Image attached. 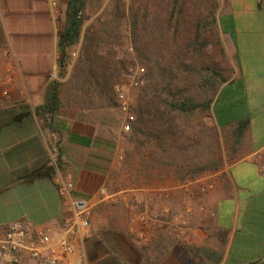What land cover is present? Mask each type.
<instances>
[{
	"label": "crops",
	"instance_id": "1",
	"mask_svg": "<svg viewBox=\"0 0 264 264\" xmlns=\"http://www.w3.org/2000/svg\"><path fill=\"white\" fill-rule=\"evenodd\" d=\"M215 3L232 70L210 120L223 140L230 132L235 141L224 140L228 151L208 158L219 162L217 170L145 186L128 158L116 168L122 156L112 152L102 122L61 111V90L60 110L36 113L48 84L61 82L58 37L67 0H58L56 14L48 0H0V234L15 221L62 223L56 182L70 179L72 195L94 205L81 246L85 264H264V0ZM101 186L124 192L125 202L100 203ZM134 197L148 204L147 225L130 219L126 205ZM108 205L115 208L102 212ZM70 264H80L78 252Z\"/></svg>",
	"mask_w": 264,
	"mask_h": 264
},
{
	"label": "rangeland",
	"instance_id": "2",
	"mask_svg": "<svg viewBox=\"0 0 264 264\" xmlns=\"http://www.w3.org/2000/svg\"><path fill=\"white\" fill-rule=\"evenodd\" d=\"M173 4L174 0H87L85 9L82 11V15L86 19L82 27V35L88 29L97 30L99 25L103 23L108 27H113L119 37L113 51H116L119 57L133 59L134 64L127 66L120 72L116 81V95L113 97V105L109 107L103 106L96 98H92V100L84 98L80 103H77L76 99L80 97V94L73 91L72 85L68 81L77 60L76 48L72 50L69 56L66 77L60 82L61 98L64 105L61 111L65 114H72V111L78 112L81 117H87L98 123L102 122L104 133L113 137L112 152L116 153L118 157L122 156V160H116V163L119 164L116 165V168L124 166L128 158V169L133 173L135 181L145 186L156 183H172L178 179L171 164L167 163L164 158L161 161H151L152 154L160 153L166 157L172 153L177 154L182 158L177 160V165H182L183 160L192 165L206 162L208 158H218L228 151L227 145L222 139L221 131L210 120V113L205 114L200 110L184 118L175 116V123L178 126L176 134L173 138L167 136L164 146H159L158 141L148 137L145 128L136 131L138 129L136 126L130 134L121 132L125 115L119 108L117 95L123 93L126 96L129 112L133 114L137 107V99L145 84L144 80L141 87L129 85V76L136 69L143 68L144 73L146 71V67L135 58L133 50L131 30L133 16L138 19L139 30L146 26V30L149 31L148 39L152 43L151 51L154 52V57L158 60L168 59L174 62L178 56V59L182 58L186 64H196L197 68L215 67L219 74L226 79L230 75L231 65L221 45L217 26L215 28L207 25L208 18L206 17H208L209 12H214V15L216 13L215 0H178L176 10H181V14L175 13L171 20L169 15ZM199 13L201 14L202 25H204L202 38L208 44L201 50V57L198 54L199 57L195 56L192 59V55L188 54V59H184L181 55L182 50L180 53L177 48L185 49L193 40L191 17H195ZM56 16L58 20V14ZM140 33L142 36L143 29ZM217 41L219 47L215 46ZM219 48L222 49L223 54ZM195 78L197 79V77L192 76L191 80L195 81ZM170 147L171 149L173 147L179 149L169 151L168 148ZM118 174L120 175V172ZM108 208L115 207L108 205L101 208V211H107Z\"/></svg>",
	"mask_w": 264,
	"mask_h": 264
},
{
	"label": "trees",
	"instance_id": "3",
	"mask_svg": "<svg viewBox=\"0 0 264 264\" xmlns=\"http://www.w3.org/2000/svg\"><path fill=\"white\" fill-rule=\"evenodd\" d=\"M86 2L87 0H67L64 22L59 29L57 76L59 79L65 77L69 56L72 50L79 46L77 60L68 80L73 91L80 94V97L76 99L77 103L84 98L88 100L96 98L103 106L109 107L113 105L116 81L120 72L134 63L133 59L119 57L118 53L113 51L119 39L113 27H108L103 23L97 30L88 29L82 35V27L86 20L82 11L85 9ZM177 4L178 0H174L169 15L171 20L175 13L181 14V10H176ZM78 13L81 15L78 16ZM191 18L193 40L185 49L177 48L180 53L182 50L181 55L184 59H188V54L192 55V59L198 54L201 57V50L208 44L202 38L204 25H202L201 14ZM206 18H208L207 25L216 28L214 12L210 11ZM138 24L137 17L133 16L131 23L133 50L135 58L146 67L145 84L132 114L134 121L131 123V131L127 134L132 133L136 126L138 128L136 131L145 128L148 137L158 141L159 146H164L167 136L173 138L176 134L178 128L175 123L176 117L184 118L197 110L209 114L213 99L219 88L226 82V78L220 75L215 67L197 68L196 64H186L182 58L178 59V56L174 62L168 59L158 60L151 51L149 31L145 26L142 28L143 35L141 36L142 29L139 30ZM215 46L219 47L218 41ZM219 50L223 54L222 49L219 48ZM192 76L197 79L192 81ZM60 88L59 82L51 81L48 84L45 100L36 110L37 115L44 118L60 110L62 104L59 95ZM224 140L235 141V134H230V132L227 135L224 134ZM176 149L179 148H168L169 151ZM162 158L173 166L182 179L186 171L191 178H194L203 172L215 171L219 167V162L214 161L191 165L183 160L182 165H177V160L182 158L173 153L168 157L160 153L151 155L153 162L161 161Z\"/></svg>",
	"mask_w": 264,
	"mask_h": 264
},
{
	"label": "built area",
	"instance_id": "4",
	"mask_svg": "<svg viewBox=\"0 0 264 264\" xmlns=\"http://www.w3.org/2000/svg\"><path fill=\"white\" fill-rule=\"evenodd\" d=\"M130 1V0H123ZM49 9L53 14L58 11V0H48ZM81 13H78L80 16ZM130 50V49H128ZM144 69L139 68L129 76V85H143ZM118 105L125 117L121 132L131 131L134 116L129 112V104L123 93L117 95ZM57 191L64 204V217L60 224L35 226L29 222L15 221L3 228L0 234V264H70L71 257L78 252V261L85 264L81 246L89 235V219L93 203L89 199L76 198L72 195L73 184L70 179L56 182ZM98 201L109 205L125 202V193L111 191L106 186L98 189ZM162 199L167 200L169 194L159 192ZM148 204L134 197L126 205L131 221L147 225L150 221ZM167 214V207L161 209Z\"/></svg>",
	"mask_w": 264,
	"mask_h": 264
}]
</instances>
